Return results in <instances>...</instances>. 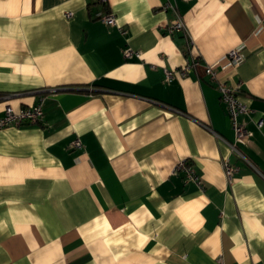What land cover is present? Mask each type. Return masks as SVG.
I'll list each match as a JSON object with an SVG mask.
<instances>
[{"label":"crops","instance_id":"0c3cea01","mask_svg":"<svg viewBox=\"0 0 264 264\" xmlns=\"http://www.w3.org/2000/svg\"><path fill=\"white\" fill-rule=\"evenodd\" d=\"M240 44L236 140L204 65ZM40 98L0 129V264H264V0H0V115Z\"/></svg>","mask_w":264,"mask_h":264},{"label":"built area","instance_id":"2783aa9c","mask_svg":"<svg viewBox=\"0 0 264 264\" xmlns=\"http://www.w3.org/2000/svg\"><path fill=\"white\" fill-rule=\"evenodd\" d=\"M173 8V7H172ZM99 19L108 25H115V16L112 13H106L99 16ZM122 34H126V29L119 27ZM168 34H173L174 32L185 31V26L182 18L177 14L166 28ZM244 44H240L235 48L229 50L219 61L214 63H209L204 65V73L209 76V79L216 83V87L219 92L220 100L225 106L226 112L231 122V127L234 131L236 140L246 136V128L242 121L239 120L241 114H247L249 109L245 104H243L239 98L238 94L240 92V83L235 85L230 84L227 80L220 78V71L229 67L237 66L244 59L245 55L242 52ZM125 58H139L141 53L139 50H134L130 47H126L123 50ZM196 60L191 62V65L187 64L183 67L178 74L184 75L186 69L189 66L197 64ZM165 76L167 78L172 77L176 71L174 70H164ZM42 98L39 99L34 105L21 108L19 110H13L10 106H6L4 112L0 115V129L9 126H18L22 123H34L41 119L42 117ZM261 125V121L257 122V126ZM225 141V140H224ZM230 147V151L235 153L241 160L251 164L246 155L237 147L235 142H226ZM72 146L80 148L82 142L80 139L74 140ZM222 169L224 175L228 181H231L236 173L239 171V166L231 164L227 159L222 160ZM182 171L185 174L186 180H194L198 184L200 183L199 176L195 175L192 168L187 164L186 160H180L174 167V172Z\"/></svg>","mask_w":264,"mask_h":264}]
</instances>
